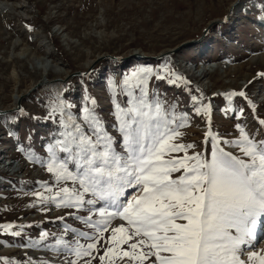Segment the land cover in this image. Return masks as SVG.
<instances>
[{
	"label": "rangeland",
	"instance_id": "374dc122",
	"mask_svg": "<svg viewBox=\"0 0 264 264\" xmlns=\"http://www.w3.org/2000/svg\"><path fill=\"white\" fill-rule=\"evenodd\" d=\"M236 1L0 0V109L13 107L17 94L45 82L23 100L20 111L0 114V264H99L103 244L99 254H92L96 259L69 251L77 241L92 242L79 235H94L84 221L87 207L41 203L35 193L48 196L63 186L47 171L49 147L62 139L65 123L85 124V107L94 109L115 138L116 150H122L115 104L128 107L129 90L140 95L139 89L123 84L140 68L152 69L149 102L159 101L177 123L187 116L177 142L195 145L189 155L202 153L210 159L217 146L241 155L235 143H225L239 139L238 124L264 140L259 123L264 119V0H239L236 6L241 7L229 16ZM181 45L177 52L156 58ZM105 54L123 60L105 58L87 76L55 81L86 71ZM177 77L183 81L168 82ZM241 91L245 96L229 98ZM201 103L211 106L210 124L207 115L196 112ZM209 130L218 145L206 137ZM121 222L115 219L112 226ZM263 243L261 227L255 247L245 246L241 258L247 260ZM112 264L132 262L117 256Z\"/></svg>",
	"mask_w": 264,
	"mask_h": 264
},
{
	"label": "snow or ice",
	"instance_id": "6c2138e0",
	"mask_svg": "<svg viewBox=\"0 0 264 264\" xmlns=\"http://www.w3.org/2000/svg\"><path fill=\"white\" fill-rule=\"evenodd\" d=\"M151 74L145 67L124 78L125 88L139 89L140 95L129 90V106L115 104L122 150H116L115 138L94 109L85 107V124L65 123L62 139L49 147L47 171L63 186L48 196L35 195L57 207H87L84 221L94 235L81 231L79 235L92 242L69 247L78 258L96 259L92 254H99L98 245L103 244L99 264L106 259L112 264L117 256L132 264H264V249L241 258L245 246L255 247L258 229L264 227V140H256L238 124L239 139L225 143H235L241 155L218 146L210 159L202 153L189 155L195 145L177 142L187 116L177 123L159 101L149 102ZM177 80L183 78L168 82ZM233 95L245 93L229 98ZM196 112L207 115L210 124V105L201 103ZM259 123L264 125V119ZM206 137L220 143L211 130ZM129 189L138 194L126 199ZM115 219L122 222L113 227Z\"/></svg>",
	"mask_w": 264,
	"mask_h": 264
},
{
	"label": "water",
	"instance_id": "95a60500",
	"mask_svg": "<svg viewBox=\"0 0 264 264\" xmlns=\"http://www.w3.org/2000/svg\"><path fill=\"white\" fill-rule=\"evenodd\" d=\"M239 3V0H237L233 5H232V7H231V9H230V13H229V16L232 14V12H233V10H234V7L237 5ZM229 18V17H228ZM183 45H181V46H178V47H176V48H174V49H172V50H169V51H166V52H164V53H162V54H160V55H158V56H156V58H161V57H163V56H165V55H167V54H171V53H174V52H177L181 47H182ZM135 56H140V57H142V56H144L143 54H138V53H135L134 54ZM105 58H111V59H114V60H118V61H121V60H123V58H119V57H116V56H113V55H111V54H105V55H101V56H98L95 60H94V62L92 63V65L86 70V71H79V70H77V71H74V72H71V73H68V74H66V76H65V78L62 80V78H56L55 79V81H62L63 83H66V82H68L69 80H71L72 78H74V77H77V76H87L88 74H90L91 72H92V70H93V68L101 61V60H103V59H105ZM43 79H44V77H43ZM44 81H38L36 84H34L29 90H27L25 93H23L22 95H21V97H19L18 99H17V101H16V104L13 106V107H11V108H9V109H4V110H1L0 109V114H6V113H11V112H14V111H20L21 109H22V102H23V100L26 98V97H28L31 93H33L34 91H36L38 88H40L41 86H43L44 85ZM53 83H54V81H53Z\"/></svg>",
	"mask_w": 264,
	"mask_h": 264
},
{
	"label": "bare ground",
	"instance_id": "6f19581e",
	"mask_svg": "<svg viewBox=\"0 0 264 264\" xmlns=\"http://www.w3.org/2000/svg\"><path fill=\"white\" fill-rule=\"evenodd\" d=\"M241 7V5L239 4L238 6H235L234 7V11L235 10H239V8ZM237 8V9H236ZM218 67V66H217ZM19 97H21V95H19V94H17L15 97H14V102H15V104H16V101H17V99L19 98ZM128 192L131 194V196H133V195H137L138 193L136 192V191H132V189H129L128 190ZM131 198V197H130ZM130 198H128V199H130ZM127 199V198H126ZM259 230V229H258ZM261 249H264V243L263 244H261L260 246H259V249H258V251H260Z\"/></svg>",
	"mask_w": 264,
	"mask_h": 264
}]
</instances>
